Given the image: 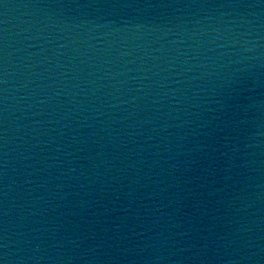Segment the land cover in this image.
<instances>
[{
    "label": "water",
    "instance_id": "95a60500",
    "mask_svg": "<svg viewBox=\"0 0 264 264\" xmlns=\"http://www.w3.org/2000/svg\"><path fill=\"white\" fill-rule=\"evenodd\" d=\"M234 0H0V264H188Z\"/></svg>",
    "mask_w": 264,
    "mask_h": 264
}]
</instances>
